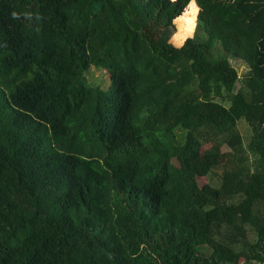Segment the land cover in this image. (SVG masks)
<instances>
[{"label": "trees", "instance_id": "trees-1", "mask_svg": "<svg viewBox=\"0 0 264 264\" xmlns=\"http://www.w3.org/2000/svg\"><path fill=\"white\" fill-rule=\"evenodd\" d=\"M261 261L264 0H0V264Z\"/></svg>", "mask_w": 264, "mask_h": 264}, {"label": "rangeland", "instance_id": "rangeland-1", "mask_svg": "<svg viewBox=\"0 0 264 264\" xmlns=\"http://www.w3.org/2000/svg\"><path fill=\"white\" fill-rule=\"evenodd\" d=\"M186 10H187V8L185 9V11ZM200 10H202V9H200ZM200 10H198V13H199ZM185 11H184V13L181 16H183L185 14ZM198 13L196 15L197 20H198ZM173 23H174V20H173ZM176 30H177V32H176L175 35H177V33H178V29L177 28H176ZM202 32H205V28L204 27H203V31ZM196 35L200 36L199 31L198 32L195 31V33L191 37H188V38H193V37L194 38L195 37L198 38V36H196ZM85 36L86 35H84V37L82 39V42L84 44H85V39H86ZM172 39H171V42H173ZM171 44L175 48L178 47V46L173 45V43H171ZM79 49L82 50L83 47H80ZM214 58L215 57H212L211 60L209 61L211 67L213 65L212 63L214 62ZM233 64L237 68V71H238L239 76H240V82H242V79H243L244 74L246 72V67L244 65H242V64H238V63H234V62H233ZM89 71L90 72L87 73V81H88L89 85H92V87H95L98 90V93L100 92V97L99 98H100V101L102 102V104L104 105L106 103V99H105L106 96H105L104 93H101V91H104V90L108 91L110 89V87H111L110 77H109V75L107 74L106 71H103L102 69L97 68V67H92ZM239 127H240L241 133L244 136L245 144H247L249 142V137H250L249 128L247 127V125L245 124V122L243 120H241L239 122ZM226 151L227 150L225 149L224 153H223V156H221L222 160L220 159V161L221 162L223 161V163L226 161V157H227V154H226L227 152ZM202 182L206 183L207 179H203Z\"/></svg>", "mask_w": 264, "mask_h": 264}, {"label": "crops", "instance_id": "crops-1", "mask_svg": "<svg viewBox=\"0 0 264 264\" xmlns=\"http://www.w3.org/2000/svg\"><path fill=\"white\" fill-rule=\"evenodd\" d=\"M228 7H232V8H234L235 11H232L231 13H233V12H237V10L235 9L234 6L230 5V6H228ZM229 14H230V13H229ZM226 15H228V14H226ZM223 16H225V15H223ZM218 46H220V44H219ZM177 48H178V47H177Z\"/></svg>", "mask_w": 264, "mask_h": 264}, {"label": "built area", "instance_id": "built-area-1", "mask_svg": "<svg viewBox=\"0 0 264 264\" xmlns=\"http://www.w3.org/2000/svg\"><path fill=\"white\" fill-rule=\"evenodd\" d=\"M258 264H264V261L259 262Z\"/></svg>", "mask_w": 264, "mask_h": 264}, {"label": "clouds", "instance_id": "clouds-1", "mask_svg": "<svg viewBox=\"0 0 264 264\" xmlns=\"http://www.w3.org/2000/svg\"><path fill=\"white\" fill-rule=\"evenodd\" d=\"M15 15V14H14Z\"/></svg>", "mask_w": 264, "mask_h": 264}]
</instances>
